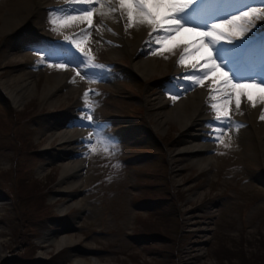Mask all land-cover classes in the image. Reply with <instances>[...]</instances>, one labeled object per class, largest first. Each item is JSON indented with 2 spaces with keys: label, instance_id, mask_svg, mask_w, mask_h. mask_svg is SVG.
Returning <instances> with one entry per match:
<instances>
[{
  "label": "rangeland",
  "instance_id": "rangeland-1",
  "mask_svg": "<svg viewBox=\"0 0 264 264\" xmlns=\"http://www.w3.org/2000/svg\"><path fill=\"white\" fill-rule=\"evenodd\" d=\"M17 28V33L28 32ZM17 36L0 32V82L8 74L32 69L41 91L51 71L48 65L60 60L41 64L35 49L52 51L53 44L33 37L36 47L28 51L34 56L15 58L26 42ZM262 43L264 37L257 33L251 45L259 54ZM61 48L65 59H80L72 46ZM90 51L105 67L79 71L81 83L90 88L82 86L85 90L74 95L60 90L55 105L39 94L14 104L0 83V120L5 123L0 150L8 153L5 163L0 158V264H67L73 255L94 256L107 264H264L260 121L254 130L251 121L240 118L250 132L229 130V147L214 140L215 161L195 165L188 156L171 152L185 145L186 132L175 122L164 129L156 125L157 111L145 100L173 86L169 77L177 67V51L156 54L160 66L148 77L132 70L129 52L115 57L102 47ZM141 55L151 56L153 50ZM69 68L77 70L72 64ZM86 90H94L89 99L98 102L94 115L101 128L86 125L94 134L95 150L83 142L87 155L81 180L67 187L68 181L76 182L61 180L62 163L71 159L65 154L69 148L57 137L50 139L51 125L68 126L73 112L84 111L78 102ZM256 108L264 109V103ZM74 125L71 129L80 128ZM107 140L114 142V152L104 150ZM61 235H72L75 241L61 248L39 243Z\"/></svg>",
  "mask_w": 264,
  "mask_h": 264
},
{
  "label": "snow or ice",
  "instance_id": "snow-or-ice-1",
  "mask_svg": "<svg viewBox=\"0 0 264 264\" xmlns=\"http://www.w3.org/2000/svg\"><path fill=\"white\" fill-rule=\"evenodd\" d=\"M66 5L49 12V23L57 32L84 25L78 32L63 37L80 54V59L68 60L63 54L38 47L35 51L40 54L41 64L58 59L61 62L48 66L66 70L75 63L77 69H103L105 66L95 62L87 44L93 28L104 27L103 20L94 23L95 17L110 16L124 22L126 32L142 26L150 29L145 43L153 54L164 55L182 48L177 64L185 68L182 80L187 86L177 84L173 88L186 91L195 86L204 87L208 81L207 103L213 115L207 123V134L224 147H229L225 143L228 131L244 127L233 118V103L237 111L241 109L242 99L252 107L264 103V43L258 58L248 54L257 33L264 37V23L257 24L264 20V0H66ZM108 31L116 34L111 28ZM93 92L86 90L83 94L86 115L80 119L99 129L101 125L94 115L98 102L89 100ZM180 94L177 90L171 99H179ZM260 119L264 120V111ZM93 135L89 133L87 138L92 151L95 150L91 142ZM104 150L114 152V142L107 140Z\"/></svg>",
  "mask_w": 264,
  "mask_h": 264
},
{
  "label": "bare ground",
  "instance_id": "bare-ground-1",
  "mask_svg": "<svg viewBox=\"0 0 264 264\" xmlns=\"http://www.w3.org/2000/svg\"><path fill=\"white\" fill-rule=\"evenodd\" d=\"M66 6V0H0L1 34L4 35L5 33H9L18 35L17 37L20 39H18L19 41L26 39V42L22 43L23 48L19 49L20 51L14 54L15 58L24 60L23 55L26 57L30 54H33L34 56V53L28 51L30 48L36 47L35 44L30 42L32 37L35 39L42 37L46 41L52 43L54 45L52 52L56 54H59V52L62 51V45L68 44L71 46L63 39V37L78 32L82 27H84V25H73L57 32L52 30V26L49 23V12L56 11L58 7L63 8ZM101 20L104 22V27H102L100 30L93 28L91 37L87 44L88 49L102 47L115 57L117 55L123 54L124 52H129L132 70L142 77H148L158 69L160 65L159 62L155 60L156 54L151 56L147 55L149 57L140 54L141 52L147 50L145 47V41L148 38L150 29L142 26L140 28L129 29L126 32L124 29V22H118L116 19L110 16H96L94 23L100 24ZM18 26H21L22 30L28 31L27 34H22V31L17 33ZM108 28L113 29L116 34L114 35L113 32L108 31ZM129 34H132L133 37L131 38ZM19 41H14V44L17 45V48V43ZM108 41H111V43H108ZM175 50L180 56L182 48H177ZM196 55L199 56L200 54L197 53ZM37 59L40 61V58ZM68 60L73 59L69 58ZM177 60V67L173 71L174 77L171 78L170 81L173 83V85L179 84L187 86V82L182 80L183 75H185V68L179 66L177 64ZM72 65H75V63ZM50 69L51 71L46 75V79L41 91L37 90L36 81L32 79L34 72L32 69L24 70L20 73H18V71L8 74L3 79H1L0 83L4 85L9 98L12 99L11 101L17 105L23 103L26 97L31 95L37 96L38 94L43 101L49 103L50 105L54 103L56 104V102L58 103L60 101L58 94L60 93V90L67 89L66 94L74 95L78 94V92L82 89V86L86 88L88 87L86 82H84V85L81 83L83 80L81 79L80 74L77 75V70L84 71L86 68H76L77 70H75L74 68L68 67L66 70H59L55 67L48 66L47 70ZM0 73H2V71ZM73 80L74 82H72ZM207 85L208 81L205 82L204 87L196 86L195 88L188 89L186 91L175 88L172 90V92H168V89L166 88V91L161 93L159 92V94L154 95L155 97L145 99L147 106H150L151 102V107L157 111L154 113L156 116V125L164 129V127L166 128L165 125L169 124L170 122H175L181 127L180 129H182L183 132H186L185 145L182 144L183 146L180 145V147L173 148L171 152H175V155L183 154L184 156H188L189 160L193 164L200 167H206L210 162L215 161V156H212L211 154V149L213 148V138L207 134L209 132L207 123L211 120L213 115L207 103ZM177 90L181 92L180 98L173 101L171 96L174 95L173 93H176ZM78 104L79 108H83V98L78 102ZM244 109L247 111L245 112ZM241 110H244V115L242 112L240 113ZM240 111L235 109L233 103L232 114L236 116L233 117L235 121L239 122V119L243 117L245 120L251 121L252 124L249 126H252L254 130H256L255 124L257 122L260 121L261 127L263 125V128L260 129L261 132L259 130L256 131L259 136V144L262 145H260V147L263 148L264 120L260 119V115L264 109L252 107L250 103L242 99ZM83 112L84 111L80 110L73 112L72 116L75 117H70L67 119L72 120L68 123V126L66 124L62 125L61 123L59 126L58 124L51 125V127L54 128L50 132V139L57 137L66 148H69L67 149L69 151L65 154H69L71 159L69 158L68 161L62 163L63 170L61 180L64 182V179L66 181V179L69 178H76V182L72 183V180L68 181L70 185L67 187H70L81 180L79 171L84 166L83 164L85 162L84 146L86 144L84 145L83 142L88 138L91 129H89L90 127H86V125H88L86 120L81 121L80 119L85 114V112ZM67 120L65 121L67 122ZM74 124L80 125V128L77 130L71 129L70 126ZM247 130L248 127L245 128V126L239 129V131L243 132L245 135H247ZM248 131L250 132V130ZM230 132L237 133L238 131L235 129H230ZM47 144H50V142L48 141ZM0 158L4 161V163L8 160V153L4 147L0 150ZM0 203L2 204V202ZM71 204L72 203H70V205ZM68 206L69 204L67 203L64 206L65 209ZM62 209L64 210V208ZM47 237H43L41 240H39V243L42 244L41 247L49 245L46 244V242H50L57 244L58 247L61 248L64 245H70L75 241L72 235H61L58 238L53 236ZM70 258L71 259L67 264H107L106 262H101L99 259H96L94 256L91 259L80 258L74 255L70 256Z\"/></svg>",
  "mask_w": 264,
  "mask_h": 264
},
{
  "label": "trees",
  "instance_id": "trees-1",
  "mask_svg": "<svg viewBox=\"0 0 264 264\" xmlns=\"http://www.w3.org/2000/svg\"><path fill=\"white\" fill-rule=\"evenodd\" d=\"M3 124V121H0V125Z\"/></svg>",
  "mask_w": 264,
  "mask_h": 264
}]
</instances>
